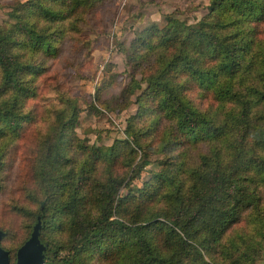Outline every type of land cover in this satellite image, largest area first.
<instances>
[{
  "label": "trees",
  "instance_id": "trees-1",
  "mask_svg": "<svg viewBox=\"0 0 264 264\" xmlns=\"http://www.w3.org/2000/svg\"><path fill=\"white\" fill-rule=\"evenodd\" d=\"M106 1L25 0L9 13L15 22L0 25V135L17 130L18 104L30 98L23 76L33 65L19 51L54 56L80 31L81 14ZM207 10L195 23L167 15L135 33L126 93L101 102L126 108L143 76L131 141L89 146L74 131L76 102L61 97L54 107L33 171L45 264H211L204 252L217 243L223 264L252 263L258 236L223 239L264 196V0H210ZM190 92L214 105L198 106ZM143 149L160 155L157 168L128 187L150 164L146 153L135 162ZM53 227L62 236L44 238ZM1 246L15 262L20 246L13 255Z\"/></svg>",
  "mask_w": 264,
  "mask_h": 264
},
{
  "label": "rangeland",
  "instance_id": "rangeland-1",
  "mask_svg": "<svg viewBox=\"0 0 264 264\" xmlns=\"http://www.w3.org/2000/svg\"><path fill=\"white\" fill-rule=\"evenodd\" d=\"M24 1L0 0V25L13 24L15 19L9 17V13ZM209 3L210 0H109L81 14L80 31L66 38L54 56L19 51L21 58L26 57L33 65L23 76L30 89V98L18 104L21 121L17 130L0 135V229L5 231L2 245L12 255L29 237L36 222L34 213L39 196L33 171L37 145L50 130L54 107L60 105L61 97L76 102L79 114L74 131L87 145L109 147L117 140L131 141L126 129L129 120L137 115L136 99L147 86L143 76H135L140 88L130 95L126 108L107 111L101 102L126 93L132 79L129 47L135 33L154 23L162 26L167 15L195 23L208 12ZM101 88L97 100L96 93ZM189 97L200 107L210 102L197 92H190ZM3 98L0 95V100ZM209 104L214 105V102ZM199 151V146L190 150L193 161ZM144 153L150 164L142 168L138 177L128 181V187L142 186L157 168L155 161L160 155L150 149L138 150L135 162L142 161ZM98 167L104 171L102 164ZM124 169L125 166L120 165L118 172ZM259 189L264 192V187L259 186ZM260 198L258 205L242 210L223 239L229 245L234 239L238 240L239 235L258 236L259 245L251 264H264V196ZM55 234L62 236L53 227L43 237ZM222 250L223 246L217 243L215 248L204 252L205 261L223 264ZM11 262L13 264L14 259Z\"/></svg>",
  "mask_w": 264,
  "mask_h": 264
},
{
  "label": "water",
  "instance_id": "water-1",
  "mask_svg": "<svg viewBox=\"0 0 264 264\" xmlns=\"http://www.w3.org/2000/svg\"><path fill=\"white\" fill-rule=\"evenodd\" d=\"M41 219L37 217L29 238L17 249L14 264H45V244L41 242L39 234ZM4 232L0 230V264H11L7 250L1 246Z\"/></svg>",
  "mask_w": 264,
  "mask_h": 264
}]
</instances>
